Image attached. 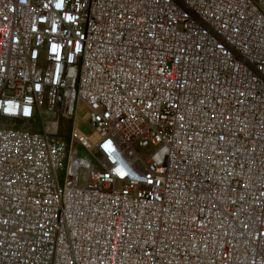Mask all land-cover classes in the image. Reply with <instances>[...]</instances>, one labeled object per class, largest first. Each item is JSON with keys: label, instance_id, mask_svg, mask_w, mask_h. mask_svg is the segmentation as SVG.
<instances>
[{"label": "built area", "instance_id": "2783aa9c", "mask_svg": "<svg viewBox=\"0 0 264 264\" xmlns=\"http://www.w3.org/2000/svg\"><path fill=\"white\" fill-rule=\"evenodd\" d=\"M0 264H264V0H0Z\"/></svg>", "mask_w": 264, "mask_h": 264}, {"label": "rangeland", "instance_id": "374dc122", "mask_svg": "<svg viewBox=\"0 0 264 264\" xmlns=\"http://www.w3.org/2000/svg\"><path fill=\"white\" fill-rule=\"evenodd\" d=\"M86 110L84 108H81L78 110L77 113V120L82 119V117L84 116ZM70 122L69 120H59L55 125L56 127H54L52 130V132H55L57 134H59L60 136L64 137L65 139H69L70 138V129L69 125H67L66 122ZM86 135V134H84ZM86 138H90L89 135H86V137H84L82 134H80V141L83 143V141H86ZM73 152H75L76 155H81V156H87V152L77 143L74 141L73 143ZM86 176V172L81 171L80 174V184L79 186L82 187L84 186V179Z\"/></svg>", "mask_w": 264, "mask_h": 264}, {"label": "bare ground", "instance_id": "6f19581e", "mask_svg": "<svg viewBox=\"0 0 264 264\" xmlns=\"http://www.w3.org/2000/svg\"><path fill=\"white\" fill-rule=\"evenodd\" d=\"M84 137H86V135H84L83 133H81ZM90 138H86V141H83V144H85L86 146L90 147L94 140H95V136L93 135H89Z\"/></svg>", "mask_w": 264, "mask_h": 264}]
</instances>
